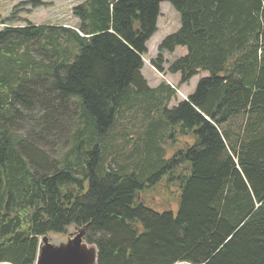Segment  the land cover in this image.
I'll list each match as a JSON object with an SVG mask.
<instances>
[{"label": "trees", "instance_id": "trees-1", "mask_svg": "<svg viewBox=\"0 0 264 264\" xmlns=\"http://www.w3.org/2000/svg\"><path fill=\"white\" fill-rule=\"evenodd\" d=\"M164 2L181 27L159 51L187 54L153 66L180 86L209 73L172 109L175 88L142 75ZM73 16L0 31V264H36L43 236L86 224L99 264H264V0H83Z\"/></svg>", "mask_w": 264, "mask_h": 264}, {"label": "rangeland", "instance_id": "rangeland-1", "mask_svg": "<svg viewBox=\"0 0 264 264\" xmlns=\"http://www.w3.org/2000/svg\"><path fill=\"white\" fill-rule=\"evenodd\" d=\"M30 1L31 0H0V31L5 26L22 27L27 23H32L34 25H61L72 29L77 28L78 20L73 16V9L82 3L83 0H41L44 6L37 8L32 7ZM157 26L158 30L147 43V53L143 56L144 68L142 70V75L150 88H157L163 82L175 88L176 96L169 105V108L172 109L177 106L179 102L186 100L193 94L198 82L202 78L208 77L209 73L201 72L194 76L188 84L183 86H180V75H171L168 72L165 74L159 73L153 66L154 62H158L159 59H162L164 63L163 67L167 70L168 64L174 63L178 58L187 54V49L178 47L173 53H161L159 51V46L165 38L178 32L181 27L179 13L176 12L168 2H164L160 5V17ZM70 133L66 132L67 137ZM65 140L63 139V141L58 142L54 148L50 146L44 147V151L51 157H56L58 154L66 152L69 147L64 144ZM185 141L192 143L188 139ZM172 154L173 151H170L169 156ZM121 163V160H117L116 163H112L111 165H116L117 167V165ZM160 193H155L153 198L157 205L161 208H165V199L162 198ZM145 199L147 203L150 197H145ZM166 200H169V207L175 210V198L170 196Z\"/></svg>", "mask_w": 264, "mask_h": 264}, {"label": "water", "instance_id": "water-1", "mask_svg": "<svg viewBox=\"0 0 264 264\" xmlns=\"http://www.w3.org/2000/svg\"><path fill=\"white\" fill-rule=\"evenodd\" d=\"M88 228L73 226L64 235L43 236L36 264H99L97 246L86 240Z\"/></svg>", "mask_w": 264, "mask_h": 264}, {"label": "crops", "instance_id": "crops-1", "mask_svg": "<svg viewBox=\"0 0 264 264\" xmlns=\"http://www.w3.org/2000/svg\"><path fill=\"white\" fill-rule=\"evenodd\" d=\"M190 95V94H189Z\"/></svg>", "mask_w": 264, "mask_h": 264}]
</instances>
